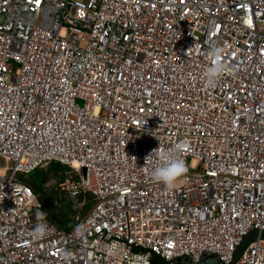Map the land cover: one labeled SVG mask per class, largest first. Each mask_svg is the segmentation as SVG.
Wrapping results in <instances>:
<instances>
[{
  "label": "built area",
  "instance_id": "1",
  "mask_svg": "<svg viewBox=\"0 0 264 264\" xmlns=\"http://www.w3.org/2000/svg\"><path fill=\"white\" fill-rule=\"evenodd\" d=\"M159 147L189 167L171 189ZM0 158V264H226L264 231V0H0ZM53 161L94 203L38 239L18 175ZM235 264H264V237Z\"/></svg>",
  "mask_w": 264,
  "mask_h": 264
},
{
  "label": "trees",
  "instance_id": "2",
  "mask_svg": "<svg viewBox=\"0 0 264 264\" xmlns=\"http://www.w3.org/2000/svg\"><path fill=\"white\" fill-rule=\"evenodd\" d=\"M0 160H4L0 158ZM5 164V163H4ZM69 168L59 162H48L28 174H19L18 179L30 186L42 201V211L46 218L59 228L69 230L76 224L77 214L84 216L92 207L94 200L92 194L81 193L76 199H71L61 186ZM70 179L76 180L74 174ZM151 264H169L158 256H153Z\"/></svg>",
  "mask_w": 264,
  "mask_h": 264
},
{
  "label": "clouds",
  "instance_id": "3",
  "mask_svg": "<svg viewBox=\"0 0 264 264\" xmlns=\"http://www.w3.org/2000/svg\"><path fill=\"white\" fill-rule=\"evenodd\" d=\"M223 53L224 48L219 45L214 46L209 50V56L212 62L203 73L204 82L209 87H214L226 73V67L221 62ZM182 149V143L176 145V151H181ZM153 153L159 154V159L161 162L157 167L154 168L152 176L157 182L163 183L167 188H173L176 183L181 178L185 177L189 172V167L183 158H177L170 155L169 153L161 154L160 147L158 150H153V152L147 158L151 157ZM36 218L39 223H37L35 228L32 229V234L39 239L44 237L48 231L46 213L43 211H37Z\"/></svg>",
  "mask_w": 264,
  "mask_h": 264
},
{
  "label": "water",
  "instance_id": "4",
  "mask_svg": "<svg viewBox=\"0 0 264 264\" xmlns=\"http://www.w3.org/2000/svg\"><path fill=\"white\" fill-rule=\"evenodd\" d=\"M82 173L84 175V173H85L84 169H82ZM256 235H260V236L264 237V231L254 229L252 231L246 232L242 236V238L239 240V242L236 245L233 253L230 256L229 262H227L226 264H235L238 261L242 251L244 250V248L246 247L248 242L252 238H254ZM169 264H220V261L217 260L214 257V255H212L210 253H204L198 262L192 263V262H190L189 258L184 255L180 258L173 259L172 261L169 262Z\"/></svg>",
  "mask_w": 264,
  "mask_h": 264
},
{
  "label": "rangeland",
  "instance_id": "5",
  "mask_svg": "<svg viewBox=\"0 0 264 264\" xmlns=\"http://www.w3.org/2000/svg\"><path fill=\"white\" fill-rule=\"evenodd\" d=\"M6 165L3 163L2 160H0V172L3 171V168L5 167Z\"/></svg>",
  "mask_w": 264,
  "mask_h": 264
}]
</instances>
